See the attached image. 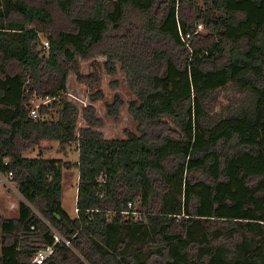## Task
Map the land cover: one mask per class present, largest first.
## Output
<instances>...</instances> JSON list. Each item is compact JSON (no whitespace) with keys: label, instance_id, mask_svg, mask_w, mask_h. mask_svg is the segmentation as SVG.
Returning a JSON list of instances; mask_svg holds the SVG:
<instances>
[{"label":"trees","instance_id":"1","mask_svg":"<svg viewBox=\"0 0 264 264\" xmlns=\"http://www.w3.org/2000/svg\"><path fill=\"white\" fill-rule=\"evenodd\" d=\"M204 4L0 0V173L20 195L18 216H0V264H35L48 246L42 264H264V0ZM97 54L107 73L119 62L138 133L104 138L94 108L64 98L70 71L99 83L96 70L79 74ZM229 86L241 97L215 118ZM33 96L51 99L37 118ZM122 103L115 95L107 113ZM53 142L57 153L77 144L74 216L62 205L70 164L50 155Z\"/></svg>","mask_w":264,"mask_h":264},{"label":"rangeland","instance_id":"2","mask_svg":"<svg viewBox=\"0 0 264 264\" xmlns=\"http://www.w3.org/2000/svg\"><path fill=\"white\" fill-rule=\"evenodd\" d=\"M205 8L204 0H196V9L203 10ZM195 12V10L193 11ZM199 26V27H198ZM195 33L199 35H209L210 29L206 25L198 21L195 25ZM47 39L43 33L39 34V45ZM106 57L103 54H97L90 59H79V74L82 78H86L90 75L93 70L97 71L99 76V83L93 87L89 86L87 82L81 81L73 73L69 72L66 82V91L64 98L74 104L79 112L87 105H91L95 110V116L100 120L99 126L94 127V130L99 131L104 138L107 139H123L125 138V130L138 133L136 129V121L129 114L127 110V104L130 100L135 99V95L129 89L124 72L120 69L119 62H116V68L113 73H107L104 69V63ZM95 100H91L90 96H97ZM115 95H118L122 100V105L118 108V113L116 115H109L106 111V104L111 103ZM241 94L239 91L233 87L229 86L226 89L220 91L218 95L217 103L211 104L210 114L215 118L219 117L220 111L223 113H228L230 105L236 98H240ZM51 102V99H42L41 97L33 96L30 100V108H38L42 103L48 104ZM238 103H240L238 101ZM232 109L229 110V112ZM58 114L54 109H51L49 114L45 116L47 120L54 119L56 120ZM84 121L81 115L77 118L76 128L84 127ZM54 151L50 154L52 157L61 158L66 164V168L63 169V180L64 189L62 196V205L70 214L74 216L75 200H76V180L78 177V170L76 167V161L78 160V151L77 144L71 143L65 146V151L63 153H57L55 148H57L58 143L53 142ZM36 151L31 153L30 156H35ZM5 178V176H3ZM20 201V195L17 192L16 183L5 180H0V216L3 218H16L18 216V203ZM133 207L137 210L134 212V216L137 219L143 217L142 213L144 211L141 209L138 202L132 204ZM131 206V205H128ZM112 217V214L109 215ZM178 222V220H177ZM209 226V223L207 224ZM1 235V233H0ZM157 244H152L150 252L155 250ZM1 247V241H0ZM162 257L158 255H153L152 258H148L146 264H161ZM125 264V263H124ZM130 264H136L130 259Z\"/></svg>","mask_w":264,"mask_h":264},{"label":"built area","instance_id":"3","mask_svg":"<svg viewBox=\"0 0 264 264\" xmlns=\"http://www.w3.org/2000/svg\"><path fill=\"white\" fill-rule=\"evenodd\" d=\"M199 27V26H198ZM189 37V34L186 35V38ZM43 48L44 49H48L49 48V43L48 41H44L43 42ZM37 109L36 108H30L29 110V116L32 118H37ZM3 176H5L6 179H8V175H3L0 173V180H5V178H3ZM128 205H131L130 203ZM74 211L76 212L77 209L74 208ZM66 244H68V241H65ZM53 251V246H48L44 249H40L38 250L32 257L31 262L35 263V264H42L44 262V260L52 253Z\"/></svg>","mask_w":264,"mask_h":264}]
</instances>
